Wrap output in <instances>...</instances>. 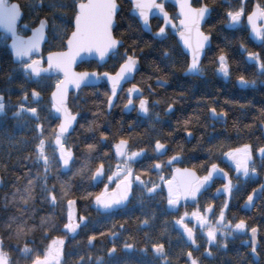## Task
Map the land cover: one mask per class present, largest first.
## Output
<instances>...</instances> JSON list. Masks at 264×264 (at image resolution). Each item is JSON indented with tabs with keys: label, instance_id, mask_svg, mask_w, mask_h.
Returning a JSON list of instances; mask_svg holds the SVG:
<instances>
[{
	"label": "trees",
	"instance_id": "16d2710c",
	"mask_svg": "<svg viewBox=\"0 0 264 264\" xmlns=\"http://www.w3.org/2000/svg\"><path fill=\"white\" fill-rule=\"evenodd\" d=\"M29 4L24 6L28 23L31 22ZM73 15L63 7V0L37 1L32 21L35 24L44 17L52 30L53 40L44 47L45 52L63 48L62 37L67 32L65 18ZM157 26L152 23L154 29ZM113 30L125 45L102 71L114 72L128 55L138 57L140 71L134 82L147 93L150 111L148 117H132L133 114L123 111L122 97L107 111L105 100L109 91L104 85L72 94L68 107L78 116V123L65 141L72 152L68 173L61 170L50 101V93L59 78L55 75L37 81L27 78L24 70L12 63L6 44L0 42V90L8 99L9 112L0 118V245L9 253L11 264H188L184 242L177 237L169 239L174 236L169 222L153 217L156 212L148 206L155 200L160 202V194L156 193L157 198L141 194L140 202L131 201L120 211L96 208L98 186L92 177L98 165H105L104 172L111 174L119 140L133 145L131 148H145L150 138L161 137L171 145L177 133L187 128L203 139L209 137L206 149L213 164L221 163L222 157L243 141L253 144V149L262 145L264 99L260 105L255 99L253 102L258 105L250 100L241 104L232 102L230 97L235 92L231 90L223 95L218 88L221 82L212 76L213 71L209 86L204 80H197L192 86L183 80L179 83L181 65L176 49L165 48L145 34L136 19L128 18L127 14L119 16ZM215 38L221 44L220 35ZM209 58L208 50L206 60ZM79 69L97 70L98 66L90 63ZM157 81L163 86H157ZM31 89L37 90L39 99L35 102L27 97L28 103L24 104L23 96ZM208 91L209 106L216 108V114H227L225 125L211 123L214 114L208 116ZM23 107L25 110H21ZM33 108L34 115L26 111ZM208 124L209 133H205ZM71 201L79 212L76 220L70 218ZM255 217L250 226L260 229L259 264H264V203L250 220ZM91 237L95 243L89 248ZM163 242L166 256L160 258L154 253L153 245ZM228 244L229 253L223 255L222 264H240L235 256L242 248L235 246L236 241Z\"/></svg>",
	"mask_w": 264,
	"mask_h": 264
},
{
	"label": "flooded vegetation",
	"instance_id": "af4514ba",
	"mask_svg": "<svg viewBox=\"0 0 264 264\" xmlns=\"http://www.w3.org/2000/svg\"><path fill=\"white\" fill-rule=\"evenodd\" d=\"M37 1L38 0H2L1 3L3 8H9L13 5L18 7L21 16L16 23L15 35L19 38L25 39L30 37L33 30L40 25L41 21L46 24L45 35L47 39L42 45L41 51L31 53L28 58L21 59L19 61L15 60L10 49V43L13 38L0 29V42H4L6 44L12 63L20 70H24V72L25 66L33 62L39 63L41 68H45L47 65V55L62 52L67 49L66 44L75 30V21L81 11L83 13L92 14V11H90V9L86 6L89 3V0H63V7L72 11L74 14L72 17L65 18L67 32L62 37V39H64L62 41L63 48L61 50L45 52L44 47L47 46L51 40H53V37L50 35L52 30L48 20L44 17L40 18L35 24L34 21H32V17H34L36 13ZM28 2L30 3V23L27 22L24 10V6ZM157 3L163 6L165 13L169 16L171 26H166L163 18L154 17L149 22L151 33H146L143 31L134 16V12H137V9L133 6L131 1L115 0V4L118 6V11L116 12L111 30L115 40L122 41L123 44L119 46L114 53L108 56L107 61L103 65H99V63L95 60L84 61L76 67V71L97 72L100 77L105 73H110L112 75L117 73L121 65L126 61L127 57L114 72L102 71V68L110 63L114 56H116L117 52L125 45L124 40L115 36L113 29L119 16H125V14H127L128 18H135L142 31L145 34L150 35L152 38H154L155 34L159 33V29H165L161 38L154 39L160 41L165 48L176 49L179 52V61L181 65L178 69L180 74L177 76L179 77V83L183 80L185 83L189 84V86H192L197 82V80H204L209 82L207 84L209 86L210 83L213 82L212 76H214L215 78H218V82H221V85L218 86V88H221L223 95H228L231 90L235 92V96L232 95L230 97L232 102L237 101L241 104L250 100V103H253V105L256 104V102H253V99L257 100L259 105L263 102L264 72L260 71L259 64L264 63V31H262L258 40L253 38L251 36L252 28L249 23V18L255 17L257 19L256 27L260 30H264V0H190L189 7L191 9L199 10L206 6L210 10L209 17L201 29L203 33L210 35V43L205 50L204 56L200 60L201 73L199 75L185 74L187 66L191 62V58L183 51L181 44L176 37V35L184 31V27L181 26L182 18L179 15L177 6L167 0H158ZM215 5L219 6L216 7ZM99 8L100 7H98V9ZM229 11L238 12L240 14V21L235 28H229L231 20L226 15ZM152 23L158 25L157 29L152 27ZM207 28H209V32L207 31ZM215 35H220L222 40L221 44L215 42ZM230 42L232 43L231 45L229 44ZM208 50L210 58L209 60H206ZM221 52L225 54L228 62L229 72L227 76L220 71L218 58ZM249 52L257 54L258 60L250 59L248 56ZM90 63H96L98 69H79L80 66ZM209 66H213L214 69L209 68ZM208 69L209 74H206ZM211 71H213L212 76L210 73ZM25 74L28 76L26 77L32 79V81L45 78L33 76L28 71L27 73L25 72ZM53 75L57 76L59 80L61 79V76L55 71L52 72L51 76ZM241 76H244L248 81L254 80L255 87L251 84H240L239 77ZM155 84L160 87L163 86V84L159 81ZM101 85L106 86L109 91L108 98L105 100V107L107 111L110 112L113 106L117 104L116 100L118 99L120 102L119 98L122 97L124 98L122 102L123 111L125 106L128 104L129 99L132 100L130 111L124 112L133 114L132 117H148L151 104L149 97L147 93L134 81L132 83H126L123 87L117 86L115 95H113V90H111L109 85L103 80L98 87L93 88H99ZM132 86H137L141 89L142 94L140 97H129L131 94L129 93V90ZM32 91L37 90L31 89L27 95L23 96L24 104L28 103L27 97L32 99ZM207 95L208 98L206 105L208 116L209 113L214 114L211 123H222L225 125L228 120L227 114L225 116L222 115L224 112L219 114L212 113V108L209 106V91L207 92ZM37 96L39 97V93ZM109 98H111V100ZM145 99L147 101V111L145 112V115L142 116L139 114V105L141 101ZM7 103L8 99L6 95H4L3 91L0 90V104H3V109L0 110V118L6 117L9 113L7 112ZM223 106L228 112L229 109L226 108L225 105ZM21 110H25V107L21 108ZM51 110L54 114V121L56 123V138L63 139L62 144L57 143L59 158L62 160V153L69 157L68 152L71 151V149L65 145V141L66 137L71 134H60L57 132L56 129L60 122V110L54 105ZM26 111L30 112L32 115L35 114V108L28 109ZM68 113L74 114L69 108ZM203 131H205V133H209V124L207 129ZM201 132L200 135H204L202 134L203 132ZM160 138L161 137L150 138V140L147 141L149 142V146L146 145L147 147L145 148H131L130 146L133 145L128 146L125 140H119L117 142L115 148L116 155L114 156L115 161L111 162L110 166V169L112 170L111 174L105 173V165L100 164L92 177L94 184L98 186V194L95 197L96 208L100 209L96 203L98 198L115 190L120 183L126 182L128 185V204L122 209L109 208L104 210L120 211L125 209L131 201L140 202L143 199L140 197L141 194L146 193L148 197L150 196L155 198H157L156 193L160 194V202H156L155 200L152 204L148 205L147 203V205L151 207L154 212H156L153 217H160L161 219H166L169 222L174 235L169 239H175V237H177L179 240L184 242V246L186 248L185 259L188 264H190V261L187 259V253L189 250H191L192 255L197 258L198 264H222L223 255L229 253L228 242L230 241H236L237 244L235 246H240L243 249H241V251L235 256V259H239L241 261L240 264H259L260 254L258 250L261 246L260 229L256 225L250 226L251 221H255L256 217L252 220H250V218L255 215L260 205L264 203V190L256 191L258 200L251 210H242V207L245 204L248 195L253 194L254 189H261L262 186H264V156H261L259 153V148L264 147V135L262 137V145L256 146L258 147L257 149H253L252 147L254 146L253 144H250L249 141L246 143L243 141V144L237 148L244 151V145H251L252 159L248 161L249 172L247 175H245L243 171H237L235 161L230 159L227 154L222 157L221 163L213 164L212 158L209 156V149H206V147H209V137L203 139L189 128L184 129L181 133H177L171 145L169 142L163 141ZM157 142H159V145ZM121 145H124L123 151L119 148ZM182 145L184 146L182 147ZM124 151L126 152L124 153ZM71 157L72 155L69 158L71 159ZM213 165H216V168L223 172V177L231 181L232 187L230 192L226 187V181H224L223 177L219 179L210 177L209 173L213 168ZM253 169L255 171H253ZM205 177H207V179H205ZM222 210H224L225 222L231 220L235 223L237 220L243 218L247 222V227L244 230L236 231L229 228L226 229V234L223 235L218 231L216 233V239L214 241H210L208 236L205 234V229L210 227L211 223L216 222ZM200 216L207 217L211 223L205 224L202 227L198 219ZM77 217L72 220H76ZM182 218L188 228L193 230L195 244H193V242L189 239L185 227L178 222ZM147 221L144 220L143 223L147 225ZM254 226L258 228L255 238L257 243L256 246L254 245L253 235L250 231V229ZM167 240L168 238L165 239V241ZM161 244L164 246L163 255L157 254L155 252V248H153V251L160 258H164L166 256V246L164 242ZM209 252L210 254H208ZM253 252L257 255V261L252 255Z\"/></svg>",
	"mask_w": 264,
	"mask_h": 264
},
{
	"label": "water",
	"instance_id": "95a60500",
	"mask_svg": "<svg viewBox=\"0 0 264 264\" xmlns=\"http://www.w3.org/2000/svg\"><path fill=\"white\" fill-rule=\"evenodd\" d=\"M130 1L135 7L136 0H130ZM157 1L158 0H154L155 4L160 5L157 3ZM167 1L176 5L182 20H186L184 12L187 11V9L189 8L190 0H167ZM1 3L2 0H0V6ZM86 6L90 9V11H92V14L83 13L81 11V13L78 15L75 21V30L71 34L66 44L67 49L62 52H56L47 55L46 56L47 66L45 68H42L46 70H42L39 75H35V76H48L51 73L52 69L57 70L59 73L63 75V80L59 83L58 86L54 88L53 92L51 93V99L53 103L60 109L61 120H60V125L57 127V131L62 134L72 133L76 126L77 117L68 114L65 109V104H67L71 92L77 93L84 87H96L100 85L102 79H104L105 82L109 85L110 89L113 90L112 84L107 75L103 74L100 77L97 72H78L76 71V67L84 61H92V60L97 61L99 65H103L107 61L108 56L114 53L118 49V47L123 44L122 41L116 40L119 41L117 46L115 48L110 46L111 40L113 39L115 40L112 30L110 37L108 34V27H109L108 21L113 11L112 0H89V3ZM98 7L100 8L98 9ZM2 9L4 12V22L0 24V29L5 31L11 38H13L10 43V49L11 52L13 53L15 60L19 61L21 59L28 58L29 56H22L21 58H17L15 55V49L12 47L13 43L16 42L19 38L15 35L16 23L18 22L21 16L18 7L16 5H13L9 8L2 7ZM117 11H118V6L115 9V15ZM209 14H210V10L208 9L207 11L204 12L202 18L200 19L199 27L201 32H202L201 30L202 26L205 24L206 20L208 19ZM115 15H114V19H115ZM196 15H199L198 11L196 12ZM134 16L139 22L143 31H145L146 33H151L149 22L154 17L163 18L165 21V25L171 26L169 16L165 13L163 6L152 7L148 11L147 22L143 19V17L140 16L139 9H137V12H134ZM252 20H254L256 24L257 19L255 17H252ZM238 22L231 21L229 28H235ZM249 23L252 28L253 25L250 22V19H249ZM40 26L41 23L35 30L40 29ZM181 26L184 27V25L182 24ZM45 30H46V24L44 31L41 32L40 45L36 48H33L31 53L41 51V47L47 39L45 35ZM158 34L159 33L155 34L154 38L156 39L161 38V35ZM251 36L258 40V37L253 30ZM30 37L25 38L24 40H28ZM176 37L179 43L181 44L183 51L186 54H188L189 57L191 58L190 50H188L184 46L181 36L178 34L176 35ZM209 43L210 40L206 42L200 60L204 56L205 50L209 46ZM101 53H104L103 58L101 57ZM35 64L39 66V63H35ZM139 69H140V64L138 60L137 67L132 71V73L126 74L125 78L121 80L118 86L123 87L126 83H132ZM28 70L32 73L31 68H29ZM119 70L117 71V73L119 72ZM91 73H96V75H90ZM131 89H133V86L131 87ZM141 94H142L141 90L137 87V91L132 92L129 95V97L138 98L141 96ZM33 97L36 99L37 95L33 94ZM130 105L127 104L124 108V111L129 112ZM139 114L143 116L145 115V112L139 109ZM65 160L62 169L63 172H67L69 166V159H67L68 161L67 164L65 163ZM210 173H211L210 177L214 179L216 178L219 179L223 177L222 176L223 172L216 167L212 168ZM223 179L224 181H226V187L228 188L229 180L225 177H223ZM257 200H258L257 193H255L252 203L249 204L247 207H245L244 204L242 210H251L252 207L257 202ZM97 203L102 209L124 208L128 204L127 183L126 182L120 183L115 190L110 191L103 197L98 198ZM72 217L73 218L75 217L74 207H72ZM93 243L94 240L90 239L89 247H92ZM254 243L256 245V240H254ZM254 256H255V260L257 261V256L256 255Z\"/></svg>",
	"mask_w": 264,
	"mask_h": 264
},
{
	"label": "snow or ice",
	"instance_id": "6c2138e0",
	"mask_svg": "<svg viewBox=\"0 0 264 264\" xmlns=\"http://www.w3.org/2000/svg\"><path fill=\"white\" fill-rule=\"evenodd\" d=\"M115 0H112V14L110 16V19L108 21V34L109 37L111 36V25L114 23V15H115V9H116ZM135 7L139 9L140 16L143 17V19L147 22L148 20V11L152 7H162L160 5L155 4L154 0H136ZM207 7L204 6L199 10L191 9L190 7L187 9V11L184 12V15L186 17V20H182L181 24L184 25V31L180 32L179 35L181 36L183 40L184 46L190 50L191 53V62L188 64L185 74L186 75H199L201 73L200 68V58L201 54L203 52V49L205 48L206 42L210 39V35L203 33L200 31V19L202 18L205 11H207ZM198 11L199 15H196V12ZM226 15L230 18L232 22H238L240 21V14L238 12H232L229 11L226 13ZM250 22L252 23L253 27L252 30L256 33L257 37L261 36L262 31L256 27L255 21L252 20L250 17ZM4 22V12L2 9V6H0V24ZM45 29V24L43 21H41L40 29L33 31L32 36L28 40H24L23 38H18L16 42L13 43L12 47L15 49V55L17 58H21L22 56H29L33 50V48H36L40 45V37L41 32H43ZM165 32L164 28L159 29V34L162 35ZM119 41L111 40L110 46L115 48ZM104 53H101V57L103 58ZM169 53L165 52V57H167ZM248 56L250 59L258 60V56L255 53H248ZM219 67L220 71L223 72L225 76L228 75L229 68H228V62L226 59V56L223 52L219 55ZM138 57L134 55H128L126 61L121 65V68L119 72L115 75H112L110 73H105L110 79V82L112 84L113 89V95H115V91L117 89V86L121 82L122 79L125 78L126 74L132 73V71L137 67ZM31 68V71L34 75H39L42 70L40 66H37L35 62L25 66V72L27 73L28 69ZM259 68L261 72H264V63L259 64ZM90 75H96V73H91ZM239 83L240 84H251L253 87H255V81H248L245 79L244 76L239 77ZM137 91V87L133 86V89L129 90V93ZM111 100V98H109ZM132 103V100L129 99L128 105ZM139 108L141 111L146 112L147 111V101L146 99L141 101ZM3 109V104H0V110ZM212 113H216L217 110L215 107L211 109ZM222 115L226 116V113H222ZM261 115L264 116V109L261 110ZM187 123V121H185ZM159 145V142H157ZM244 151H241V149H235L232 152L228 153L230 159H233L236 163L237 171H243L245 175L249 172V166L248 161L252 159L251 157V145H244L243 146ZM259 153L261 156H264V147L259 148ZM72 155L71 151L68 152V156L70 157ZM67 159L65 160V163L67 164ZM213 168L216 167V165L212 166ZM253 171H255L253 169ZM211 175V173H209ZM207 179V177H205ZM231 181L228 182V190L231 191ZM258 190H264V186H262L261 189H254L253 194H249L247 197V200L245 202V207H247L249 204L252 203L254 199V194ZM201 226L203 227L205 224L211 223L207 217L200 216L198 217ZM181 225H183L186 229L187 235L189 239L195 244V238H194V232L188 226L185 224L184 219H180L178 221ZM247 227V222L245 219L241 218L237 220L235 223H233L231 220H228L225 222V216H224V210L221 211L219 217L217 218L216 222L211 223V226L205 229V234L208 236L210 241H214L216 239V233L219 231L222 235L226 234V229L231 228L233 231L236 230H244ZM253 239L256 238V233L258 231L257 227H252L250 229ZM153 247L156 249L157 254L163 255L164 253V246L163 244H154ZM210 254V252L208 253ZM187 259L190 261V264H198L197 258H195L192 255V251L189 250L187 253ZM0 264H11V259L9 256V253L3 250L2 245H0Z\"/></svg>",
	"mask_w": 264,
	"mask_h": 264
},
{
	"label": "rangeland",
	"instance_id": "374dc122",
	"mask_svg": "<svg viewBox=\"0 0 264 264\" xmlns=\"http://www.w3.org/2000/svg\"><path fill=\"white\" fill-rule=\"evenodd\" d=\"M58 144H62L63 143V139H57V141H56ZM120 150L121 151H123V149H124V145H121L120 147ZM126 151H124V153H125ZM112 178H114V177H112ZM77 212H78V210H77ZM79 213V212H78Z\"/></svg>",
	"mask_w": 264,
	"mask_h": 264
}]
</instances>
